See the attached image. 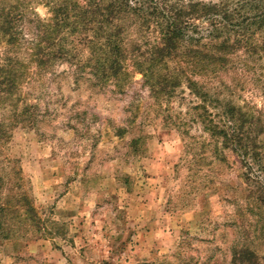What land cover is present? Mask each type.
Masks as SVG:
<instances>
[{"label": "rangeland", "instance_id": "1", "mask_svg": "<svg viewBox=\"0 0 264 264\" xmlns=\"http://www.w3.org/2000/svg\"><path fill=\"white\" fill-rule=\"evenodd\" d=\"M46 2L0 0V16L9 13L18 30L14 45L0 39V62L17 59L24 73L15 95H0V125L9 126L0 201L23 192L35 209L31 217L12 201L19 211L10 214L11 236H0V264H231L234 246L264 264V206L247 199L264 169L211 138L184 79L162 94L129 59L120 78L102 80L70 36L61 40L65 58L47 55ZM152 34L136 20L127 46ZM192 78L221 103L264 115L263 54L240 49L225 67ZM223 109L209 108L221 124Z\"/></svg>", "mask_w": 264, "mask_h": 264}, {"label": "trees", "instance_id": "2", "mask_svg": "<svg viewBox=\"0 0 264 264\" xmlns=\"http://www.w3.org/2000/svg\"><path fill=\"white\" fill-rule=\"evenodd\" d=\"M252 1L230 5L226 0H48L50 16L41 23V31L47 39L46 46L52 48L47 55L50 53L52 57H66L61 44L64 37H72L71 43L83 44L89 55L85 64L102 80L120 78L129 59L145 83L151 89L157 87L162 94H173L184 79L190 93L199 99L193 108L203 129L223 149L237 152L245 161L253 160L263 170V113L255 117L241 107L223 104L192 78L194 74L225 67L240 49L264 55V0ZM136 20L153 36L129 49L125 35ZM1 38L11 45L18 41L17 26L9 13L0 16ZM141 44L145 45L142 51ZM43 47L37 44L34 49L36 62L42 60ZM20 65L12 58L0 62V95L9 99L15 95L24 75ZM210 107L224 108L225 123L216 120ZM16 111L11 119L13 124L22 114ZM8 129L9 126L0 125V142L8 135ZM250 197L264 206L263 182L256 190L247 192V199ZM12 198L0 201V236L5 238L12 234L11 212L19 211L12 201L22 204L31 217L35 216L27 194L19 192ZM246 263H259L255 252L246 246H234L231 264Z\"/></svg>", "mask_w": 264, "mask_h": 264}]
</instances>
